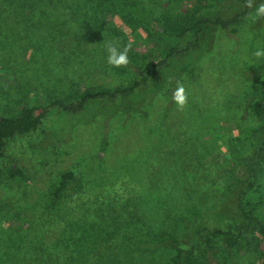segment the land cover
Wrapping results in <instances>:
<instances>
[{"label":"rangeland","instance_id":"rangeland-1","mask_svg":"<svg viewBox=\"0 0 264 264\" xmlns=\"http://www.w3.org/2000/svg\"><path fill=\"white\" fill-rule=\"evenodd\" d=\"M4 1L0 116L47 105L52 98L65 101L83 87H126L137 68L157 60L156 35L107 1ZM129 1L159 18L171 9L183 12L196 0ZM198 1L206 2L205 14L230 18L243 12L239 2ZM259 2L228 31L205 28L196 60L192 53L188 59L177 56L138 97L121 101L131 109L113 113L119 108L107 101L89 102L75 114L49 108L35 131L7 142L0 159V262H19L30 244L27 264H171L172 238L178 246H197L194 264H264L258 234L243 235L234 249L216 238L213 255L202 253L200 235L203 229L235 233L247 159L253 157L255 168L264 158V150L256 153L262 133L247 131L257 125L248 109L250 73L264 65V57L253 55L264 49V18L254 14ZM109 41L130 45L127 66L107 63ZM189 41L186 36L178 45ZM177 82L188 94L183 109L172 99ZM263 82L261 69L257 83ZM231 151L237 159L226 163ZM229 165L232 170L222 174ZM9 167L21 169L26 183L7 180ZM63 172H73L74 180L53 200L48 190ZM174 185L175 208L148 216L160 189ZM260 210L264 222V207ZM164 214L175 217L165 223ZM138 216L151 219L146 224L151 231Z\"/></svg>","mask_w":264,"mask_h":264},{"label":"trees","instance_id":"trees-1","mask_svg":"<svg viewBox=\"0 0 264 264\" xmlns=\"http://www.w3.org/2000/svg\"><path fill=\"white\" fill-rule=\"evenodd\" d=\"M101 1H107L120 14H122V16H130L129 18H133L137 23L141 24L142 28L145 27L149 32L151 31L156 35L158 49L156 50V55L154 57L157 60L154 63H150L148 66H142L140 69L137 68L135 78L126 87H115L111 90L99 87H83L65 101L52 98L48 101L47 105L40 103L38 106H22L18 114L12 117L0 116V159L5 156L4 151L7 142L15 137L23 136L35 131L42 124V121L46 116V111L49 108H54L64 113L75 114L82 111L89 102L107 101L114 106H118L119 109L114 110L113 113L123 111V108L126 111L127 109H131L130 104L124 106L121 101L138 97L148 87L151 78H155L159 70L167 68L177 56L181 55L184 59H188V54L192 53L195 54L192 61L196 60L199 51V37L200 34L204 32L205 28L207 30L217 28L221 31H228L230 27L236 25L248 11V8H245L244 6L245 0H230L233 4L237 2L242 4L243 12L233 15L230 18H224L221 15H210L209 13L205 14L208 9L205 6L206 2L196 0L189 2L188 6H186L187 8L183 10V12L178 9L169 10L168 17L170 19H168L167 16H160L159 18L153 17L151 14L143 11V8L137 2L129 0ZM5 3L4 0H0V6ZM179 4L181 5L182 1L179 2ZM195 5L197 6L195 7ZM4 11L5 10H3L2 13ZM2 13L0 12L1 16ZM1 16L0 19L2 18ZM147 36H150L149 33L146 34V37ZM186 36L191 38V41L187 42L184 48H181L178 44L183 41ZM261 69H264V65L257 66L250 73L252 99L248 103V109L252 116L257 119V125L249 128L247 131L252 133H262V140L257 146L256 153L264 150V82L260 85L257 83ZM236 159L237 155L235 151L229 152L225 157L226 163H230L231 161L235 162ZM252 159L253 157L247 159L249 174L248 177L245 178L244 189L236 196L235 208L239 224L234 230L235 233H232L229 230L222 231L219 229H213L212 231H207L206 229H203L202 231L205 233H200L204 245L202 253L213 255L216 252L217 246L214 244L216 238H223V243L231 249H234L239 244V241L243 239V235L245 234H258L264 241V222L262 221V218H260V214H262L260 213V211H262L260 209L264 207V158L255 168L250 163ZM202 166L205 167L206 165L202 164ZM210 168L208 167L207 171H209ZM231 170L230 165L226 166V168L222 170V174L225 175ZM74 175L73 172H63L52 181L48 193L53 200L58 199L59 194L74 180ZM253 176H258L257 182L250 181V177ZM6 178L10 181H21L22 183H26L28 176L17 167H9L6 170ZM159 192L161 197L157 194V202L153 207H147V213L146 210H143L142 204V206H139L144 213L148 214V216L149 213L154 210L162 212L165 211L164 208H170L171 210L175 208L174 201L178 199V197H175V185L173 188H161ZM131 199L135 201V206L136 203H139V196L131 197ZM182 207L183 206L180 202L179 211ZM146 217L144 216V218L142 217L141 219L138 216V219L146 230L151 231L149 225H146L151 219ZM174 217L175 215L170 217L169 215L164 214V222L168 223L170 220H173ZM158 226L160 227L162 225ZM167 243L175 246V256L172 258L171 264H194L195 252L197 253L198 250L197 246H191L189 248L178 246L176 240L172 238L169 239ZM34 250V253L37 255H42L40 248H34ZM29 252L31 253L30 244L24 245L22 257L25 260L22 258L16 263H14V260L8 263L6 261H1L0 264H27L25 261L29 256ZM1 259L2 258L0 257V260ZM213 264L228 263L227 261H216L213 262Z\"/></svg>","mask_w":264,"mask_h":264},{"label":"clouds","instance_id":"clouds-1","mask_svg":"<svg viewBox=\"0 0 264 264\" xmlns=\"http://www.w3.org/2000/svg\"><path fill=\"white\" fill-rule=\"evenodd\" d=\"M255 0H245V8L252 9L254 7ZM254 14L258 18H264V0H260L259 3H255ZM105 51L107 52V63L112 67H122L129 64L128 53L130 51V45L121 46L118 42L109 41L105 44ZM253 55L257 58L264 57V49H257ZM173 102L183 109L188 103V94L186 93L183 84L177 82V87L172 95Z\"/></svg>","mask_w":264,"mask_h":264}]
</instances>
